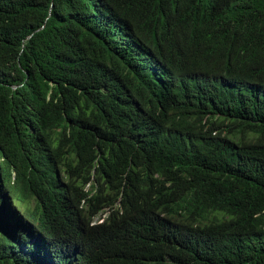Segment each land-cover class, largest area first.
I'll use <instances>...</instances> for the list:
<instances>
[{"label": "trees", "instance_id": "trees-1", "mask_svg": "<svg viewBox=\"0 0 264 264\" xmlns=\"http://www.w3.org/2000/svg\"><path fill=\"white\" fill-rule=\"evenodd\" d=\"M0 264H264V0H0Z\"/></svg>", "mask_w": 264, "mask_h": 264}, {"label": "clouds", "instance_id": "clouds-1", "mask_svg": "<svg viewBox=\"0 0 264 264\" xmlns=\"http://www.w3.org/2000/svg\"><path fill=\"white\" fill-rule=\"evenodd\" d=\"M95 219H97V218H95Z\"/></svg>", "mask_w": 264, "mask_h": 264}]
</instances>
